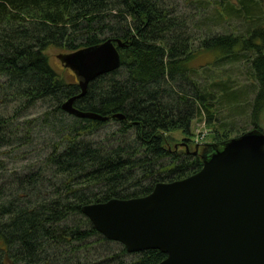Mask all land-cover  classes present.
<instances>
[{"label":"trees","instance_id":"1","mask_svg":"<svg viewBox=\"0 0 264 264\" xmlns=\"http://www.w3.org/2000/svg\"><path fill=\"white\" fill-rule=\"evenodd\" d=\"M257 7L253 0H0V264L162 261L159 250L129 253L108 240L81 208L142 197L199 171L201 153L232 137L215 129L195 154L193 122L211 126L223 106L246 98L228 67L245 64L256 90L251 128L237 135L263 131ZM227 12L241 26L215 32ZM107 39L123 43L120 66L90 81L73 105L108 119L66 113L61 105L80 93L78 80L57 72L44 51ZM173 132L183 138L170 148Z\"/></svg>","mask_w":264,"mask_h":264},{"label":"water","instance_id":"2","mask_svg":"<svg viewBox=\"0 0 264 264\" xmlns=\"http://www.w3.org/2000/svg\"><path fill=\"white\" fill-rule=\"evenodd\" d=\"M122 46L107 39L56 56L80 87L78 95L62 103L63 111L108 119L73 103L90 81L120 66L117 47ZM200 156V170L188 177L159 182L142 197L86 204L81 211L100 234L127 252L165 254L157 264H264V132L248 130Z\"/></svg>","mask_w":264,"mask_h":264},{"label":"rangeland","instance_id":"3","mask_svg":"<svg viewBox=\"0 0 264 264\" xmlns=\"http://www.w3.org/2000/svg\"><path fill=\"white\" fill-rule=\"evenodd\" d=\"M255 3H257L258 11H256L255 22H263L258 24L259 27L264 25V0H253ZM212 7H210L211 9ZM226 16H230L227 18V21L225 20L222 25H218L215 27V32H226V33H235L236 27L241 26V23L243 22V19L238 22L236 18L233 17L232 13L229 14L227 12ZM233 17V18H232ZM254 22V21H253ZM45 54L49 57L50 65L57 71H65L67 73H70V70L66 67H64L59 60L56 58V56L61 53L60 50L55 49L54 47L50 46L45 51ZM227 69V76L231 78V82H233L234 88L236 90L241 92H246V98H244L243 102H232L228 106H232L234 108L227 109L223 106V109H226L224 111H220L219 115L217 116L219 120L214 123H212L211 126H206L207 122L204 119H196L193 122L192 126V132L198 133L199 131L207 132L209 136L205 138L206 142L210 139V133L211 131L217 129L221 135L219 137H223V135H230L231 137L237 136L238 133L242 131V129H249L251 128L250 120H249V113H250V105L252 104L253 94L256 92L255 88L251 86V84H254L251 82V76L249 69L247 66L244 65H234L232 68L228 67ZM71 74V73H70ZM72 75V74H71ZM71 77V76H69ZM248 101V102H247ZM249 103V104H248ZM249 105V106H247ZM243 108V109H242ZM222 109V110H223ZM241 110V111H240ZM35 112V111H34ZM38 112V111H36ZM35 112V113H36ZM240 112V113H237ZM219 121L224 124L221 125ZM258 125L261 126V128L264 131V106L260 113V116L258 118ZM203 126H206L203 127ZM222 129H225L224 132H222ZM170 145L169 147L172 148L173 145L177 142L182 141V136L179 132H173L170 134ZM25 164L24 161L19 162L17 165L21 166Z\"/></svg>","mask_w":264,"mask_h":264},{"label":"built area","instance_id":"4","mask_svg":"<svg viewBox=\"0 0 264 264\" xmlns=\"http://www.w3.org/2000/svg\"><path fill=\"white\" fill-rule=\"evenodd\" d=\"M204 135H205V132H199V133H197L196 140L202 139L204 137Z\"/></svg>","mask_w":264,"mask_h":264}]
</instances>
